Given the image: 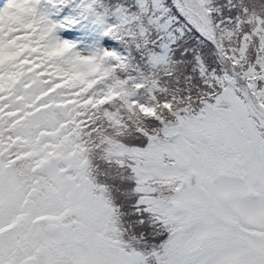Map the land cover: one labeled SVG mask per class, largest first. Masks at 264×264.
Returning <instances> with one entry per match:
<instances>
[{
    "label": "snow or ice",
    "instance_id": "snow-or-ice-1",
    "mask_svg": "<svg viewBox=\"0 0 264 264\" xmlns=\"http://www.w3.org/2000/svg\"><path fill=\"white\" fill-rule=\"evenodd\" d=\"M0 264H264V0H0Z\"/></svg>",
    "mask_w": 264,
    "mask_h": 264
}]
</instances>
